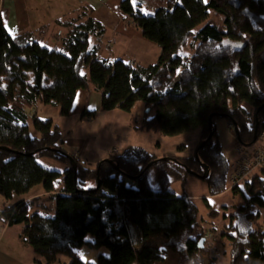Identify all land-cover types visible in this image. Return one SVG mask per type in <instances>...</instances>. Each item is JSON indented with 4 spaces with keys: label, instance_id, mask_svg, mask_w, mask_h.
<instances>
[{
    "label": "trees",
    "instance_id": "16d2710c",
    "mask_svg": "<svg viewBox=\"0 0 264 264\" xmlns=\"http://www.w3.org/2000/svg\"><path fill=\"white\" fill-rule=\"evenodd\" d=\"M147 4L155 7L152 15L144 12ZM120 9L161 48L155 64L101 57L92 38L106 29L89 7L55 48L31 33L12 35L0 22V196L26 197L37 186L47 194L4 207L0 220L25 225L22 239L47 264L62 256L67 264H93L80 256L85 246L109 250L94 264H156L169 251L199 257L206 252L205 242L199 245L206 235L194 234L198 205L171 186L208 170L209 196L227 191L231 164L217 119L229 121L243 147H253L264 135V0H124ZM192 38L194 52L182 58ZM94 89L101 93L102 111L130 112L143 102L146 110L133 125L136 131L166 137L199 131L195 155L156 158L130 146L96 168L76 158L71 164L59 127L51 119L29 117L26 109L43 103L68 117L77 94ZM30 125L38 137L30 135ZM39 158L58 160L67 169L49 170ZM246 184L252 199L264 206V179ZM156 235L165 239L161 246L144 245ZM213 259L209 264H216ZM232 264H264L262 227L239 244Z\"/></svg>",
    "mask_w": 264,
    "mask_h": 264
},
{
    "label": "rangeland",
    "instance_id": "374dc122",
    "mask_svg": "<svg viewBox=\"0 0 264 264\" xmlns=\"http://www.w3.org/2000/svg\"><path fill=\"white\" fill-rule=\"evenodd\" d=\"M38 1V0H35ZM205 3H209L210 0H204ZM31 4V3H30ZM31 7L33 5L31 4ZM40 8L44 15L45 5L43 0H40L39 4L33 9ZM32 10V17L35 12ZM155 11V7H144V12L147 15H152ZM211 12V17L214 16V12ZM206 23H202L195 29V33L199 32ZM108 36L104 38V43ZM194 39L190 40L188 46L182 51L181 57H189L194 52V47H191ZM147 44L141 45L138 42H134L132 45H126L124 43L116 44L112 46V51L106 50L105 46L101 45L100 55L103 58H110L114 56L116 59L129 62L135 60L142 64H149L155 62L141 61V59L132 58L129 49H135L140 55H153L161 54V48L152 42H146ZM130 46V47H128ZM155 51H158L156 53ZM118 56V57H116ZM149 57V56H148ZM139 58H141L139 56ZM147 58V60H149ZM178 72L177 80L180 77ZM32 79V77H31ZM46 84H49L46 82ZM138 104L130 112L123 111L121 109L116 111H100L99 114L93 113L94 119H89L82 114H75L69 119H62L54 121L62 134L63 142L66 146H69L74 151H81L84 149L86 158L88 159V165L91 168H96L98 163L103 161L105 156L115 152H123L128 145L144 144L151 152L174 154L181 158H191L195 155L197 146L200 142V132L192 131L187 134H183L177 137H166L158 134H149L144 136L142 134H135L134 129L131 128L132 124L139 116H142L145 112L143 102ZM90 108H96V103L88 104ZM95 105V106H94ZM78 108L75 110L77 112ZM93 110V109H91ZM28 114L32 118L36 116L43 120H49L60 115V108L52 105H46L39 103L34 110H28ZM57 114V115H56ZM61 116V115H60ZM62 117V116H61ZM65 118V117H64ZM216 128L219 135V139L224 145V152L230 160L232 165L233 161L237 158V137L235 135L234 128L230 125L229 121L225 118H219L216 121ZM30 135L32 137H38L39 133L35 128L30 125ZM146 135V134H145ZM146 137V139H144ZM143 141V143H141ZM264 146V138L254 145V147ZM252 147V148H254ZM82 152V151H81ZM38 163L49 170H56L64 172L66 170V164L58 160L50 158H39ZM257 175L264 179V171H258ZM151 181L155 183V177L150 175ZM253 178H250L248 182H251ZM231 183V169L228 178V184ZM230 186V185H229ZM42 186H37L35 189H40ZM240 191L234 192L230 190L222 195L209 198V189L206 180L197 176L190 175L187 177L185 183L175 182L171 189L179 196H194L195 203L199 208V222L200 225L195 228L194 234L205 233V246L206 252L199 257L189 259L186 254L181 255L176 252L170 251L165 259L156 264H209L210 259L216 256L214 260L216 264H232L237 247L243 242L249 233L259 227L264 229V206L256 202L252 197L254 194L250 190V186L246 183L240 185ZM23 196L15 195L12 199L6 200L0 196V212L5 205H14L22 199ZM262 197L264 198V190ZM216 212L212 214V212ZM13 230L10 233L8 245L4 248V251L11 257L19 261H27L30 256L35 255L34 250L29 244H22V231L25 227L23 224L12 225ZM94 238L88 237V241L92 242ZM164 237L162 235H156L146 241L145 245L159 246L162 244ZM25 243V241H24ZM142 247V246H140ZM90 255L109 254V250L101 248L98 251H94L88 246L84 247ZM88 259L87 257H85ZM60 259H67L65 256ZM59 261V260H58ZM92 263V262H91ZM96 261L93 262V264Z\"/></svg>",
    "mask_w": 264,
    "mask_h": 264
},
{
    "label": "crops",
    "instance_id": "0c3cea01",
    "mask_svg": "<svg viewBox=\"0 0 264 264\" xmlns=\"http://www.w3.org/2000/svg\"><path fill=\"white\" fill-rule=\"evenodd\" d=\"M122 1L124 0H43L44 5H45V9H44L45 14L42 15L40 14L42 12L40 8L38 9L36 8L35 10L33 9L35 6L39 4L40 0L38 1H35V0H0V22L3 23L7 27L9 33L12 35H16L20 33H31L44 46H47L49 48H55V47H60V45L62 44L64 37L68 34L70 30V26H69L70 23L79 19V16L84 12V7H89L90 9H92L93 18L97 20L106 29L105 33L102 36L92 38V44L98 47L99 55H100L101 45L102 46L104 45L106 50L112 51V46L113 45L115 46L116 44H119V43H124L126 45H132L134 42H138L141 45L147 44L146 42L148 41L142 36L141 31L138 28H136L134 23L130 21L129 19H127L124 16L123 12L121 11L120 4ZM30 3L33 5V7H31ZM32 10H34L35 12L33 17H32V12H31ZM106 35L108 36V39L106 40V43H104V38ZM129 50H130L131 57L134 59L135 58L139 60L141 59V61L143 60L151 61V59H154L155 62H151L149 64H142L140 62H136L135 60H130L129 62H127L133 65H140L143 67H147V66L155 64L158 61L159 56H160L157 54L154 58L152 54L151 55H148V54L140 55L138 51H136L135 49H129ZM155 52L158 53V51H155ZM139 56L141 58H139ZM148 56L150 57L149 60H147V58H149ZM105 59H108L110 61L122 60L121 58L116 59L114 56L112 57L113 60H111L110 58H105ZM93 102L97 104L96 108L89 107L88 104H92ZM138 104H141V103H136L134 107L132 108V110ZM37 105L34 106L33 108H27L26 109L27 114H28V110H31V109L34 110L37 107ZM143 107L145 108L144 103H143ZM77 108L78 110L76 112L75 110ZM101 110H102L101 109V93L99 91L95 89L90 90V91H80L77 94V97L73 104L71 115L65 118L58 115V116H55V118H53V121H56V120L58 121L62 119L67 120L71 118L72 116H74L75 114L76 115L82 114V116H86L89 119L91 118L94 119L96 117H94L93 113L97 115L99 114ZM116 110H119V109H116ZM116 110H113V111H116ZM134 123L132 124L131 128H133ZM133 131L135 132V134L139 133L144 136H149V134H152V133L143 132L140 130L138 131L133 130ZM262 137L264 138V135ZM144 139H146V137ZM141 143H143V141H141ZM238 144L239 143H237V145ZM130 146L142 147L150 155L155 156L156 158H162L167 155H174V154H165V153L162 154V153H157V152H151L148 148H146L144 144L128 145L123 150V152ZM64 149L72 157L76 159H80L86 162L87 164L89 163L88 159L85 156L84 149L81 150L82 152L74 151L71 148H69V146H66L65 144H64ZM123 152H116L115 150V152L109 154L108 156H105V158L103 159L105 160L109 158V156H111L112 154H122ZM257 172L258 171L255 172V177H259V175H257ZM59 188H61V185ZM228 191H230L229 186L226 192ZM238 191H240V188ZM46 195L47 194L43 192L42 187L40 189L34 188L26 197L23 196L21 200H30L36 197H45ZM187 197L195 201L194 196H187ZM207 197L213 198L216 196L208 195ZM8 206H12V205H5L3 206V208L8 207ZM12 230H13L12 226H10L6 221H3L2 219L0 220V233H1L0 264H47L42 258L37 257L36 254L32 255V257L30 256V258L25 262L19 261L11 257L9 254H7L4 251V248L10 242L8 241V239H9V236ZM22 244L24 245L27 243L26 242L24 243L23 241ZM140 248L141 247H139V249ZM84 250H85L84 248L80 250V256L85 262H90V263L91 262L93 263L94 261L97 262V259L99 256L98 253H96V255H90ZM168 253L166 254V256L168 255ZM85 257H87L88 259H86ZM68 262H69L68 259H60L58 262L54 264H67Z\"/></svg>",
    "mask_w": 264,
    "mask_h": 264
},
{
    "label": "built area",
    "instance_id": "2783aa9c",
    "mask_svg": "<svg viewBox=\"0 0 264 264\" xmlns=\"http://www.w3.org/2000/svg\"><path fill=\"white\" fill-rule=\"evenodd\" d=\"M236 153L237 158L231 165L229 190L239 188L241 184L247 183L250 178H254L256 171L264 170V146L246 148L238 145ZM6 222L9 224L8 221Z\"/></svg>",
    "mask_w": 264,
    "mask_h": 264
},
{
    "label": "water",
    "instance_id": "95a60500",
    "mask_svg": "<svg viewBox=\"0 0 264 264\" xmlns=\"http://www.w3.org/2000/svg\"><path fill=\"white\" fill-rule=\"evenodd\" d=\"M257 128H258V127H256V133H255V137H254V140H253L252 145L255 144V143L257 142V139H258ZM211 138H212V134L210 135V137H209L208 140H210ZM196 157H197V156H196ZM69 160H70V163H71V164H74V163H75L74 157L69 156ZM208 174H209V172H208V170H206L205 174L202 175V176H199V178L205 180V179L208 177ZM193 175L196 176L195 173H193ZM197 177H198V176H197ZM99 186H100V184H99ZM204 240H205V239H202V240L199 242L200 248H203V247H204Z\"/></svg>",
    "mask_w": 264,
    "mask_h": 264
}]
</instances>
